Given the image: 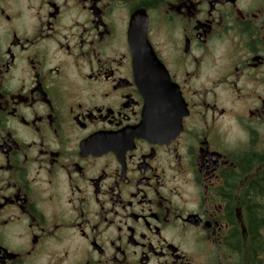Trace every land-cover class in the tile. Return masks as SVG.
Wrapping results in <instances>:
<instances>
[{
    "label": "flooded vegetation",
    "instance_id": "obj_1",
    "mask_svg": "<svg viewBox=\"0 0 264 264\" xmlns=\"http://www.w3.org/2000/svg\"><path fill=\"white\" fill-rule=\"evenodd\" d=\"M0 264H264V0H0Z\"/></svg>",
    "mask_w": 264,
    "mask_h": 264
},
{
    "label": "water",
    "instance_id": "obj_2",
    "mask_svg": "<svg viewBox=\"0 0 264 264\" xmlns=\"http://www.w3.org/2000/svg\"><path fill=\"white\" fill-rule=\"evenodd\" d=\"M138 43L141 44L140 38L138 39ZM162 71V70H161ZM144 80H142L141 82V87L143 88V92L145 93V98H147V100L153 102L155 101V99L152 97L151 93L149 92L148 88H150V85L148 84V82L146 81V76H143ZM155 80H157V77L154 76L153 77ZM166 79V78H165ZM156 82H154L153 84H155ZM160 85H162V82H160ZM163 87H166V85H162ZM157 117L160 116L162 117L160 114L156 115Z\"/></svg>",
    "mask_w": 264,
    "mask_h": 264
}]
</instances>
